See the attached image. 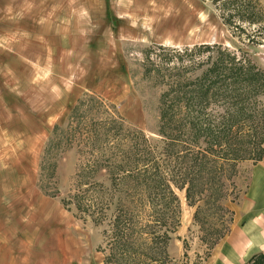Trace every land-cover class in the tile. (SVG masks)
Instances as JSON below:
<instances>
[{
  "label": "rangeland",
  "instance_id": "1",
  "mask_svg": "<svg viewBox=\"0 0 264 264\" xmlns=\"http://www.w3.org/2000/svg\"><path fill=\"white\" fill-rule=\"evenodd\" d=\"M203 45L264 70V0H0V264L247 263L250 249L230 255L226 243L243 228L235 214L259 161L238 163L219 208L173 185V198L150 200L91 170L110 155L105 141L127 151L133 133L146 147L161 139L160 77L191 68L189 51ZM60 132L66 147L49 148ZM83 190L85 205L110 206L101 221L65 205ZM119 203L136 209L110 257Z\"/></svg>",
  "mask_w": 264,
  "mask_h": 264
},
{
  "label": "trees",
  "instance_id": "2",
  "mask_svg": "<svg viewBox=\"0 0 264 264\" xmlns=\"http://www.w3.org/2000/svg\"><path fill=\"white\" fill-rule=\"evenodd\" d=\"M205 52L204 60L194 58H200ZM182 53L188 54L187 51ZM189 53H192L188 54L191 56L188 67L191 68L181 65L160 77L168 85L160 97L158 135L161 139L151 140L146 147V140L142 136L139 140L133 133L134 140L123 142L129 148L127 151L118 139L116 143H100L110 155L105 159L93 157L91 170L107 173L113 179L112 183H133L142 191L139 196L148 192L146 197L150 200L173 198V185L185 189L190 204L203 202L219 208L217 203L224 197V181L236 174L238 163L257 162L264 155V70L245 54L238 56L221 46L203 45ZM199 68L198 74L185 73ZM153 71L159 74L161 69ZM212 105L220 109L212 108ZM215 111H218L216 117L213 116ZM58 136L61 138L48 140L49 148L66 147L68 137L62 138V132ZM116 146L120 156L113 160ZM162 173L169 176L167 182ZM81 192L63 200L65 205L74 203L78 210L89 212L93 219L101 221L106 215L105 209L110 206L85 205L82 199L86 190ZM159 192L164 193L160 198ZM135 209L133 205H115L110 257L115 245L122 247L117 243L118 237L126 240L131 236ZM197 216L198 212H195V219ZM258 258L262 261L254 260L251 264H264V255Z\"/></svg>",
  "mask_w": 264,
  "mask_h": 264
},
{
  "label": "crops",
  "instance_id": "3",
  "mask_svg": "<svg viewBox=\"0 0 264 264\" xmlns=\"http://www.w3.org/2000/svg\"><path fill=\"white\" fill-rule=\"evenodd\" d=\"M235 219L243 228H237L232 239L226 243L227 253L240 254L241 249L246 246L250 249L246 264H251L254 260L262 261L256 258L264 255V156L251 167L249 184L236 210ZM233 263L226 259L222 264Z\"/></svg>",
  "mask_w": 264,
  "mask_h": 264
}]
</instances>
